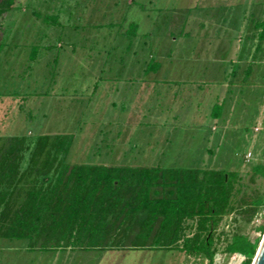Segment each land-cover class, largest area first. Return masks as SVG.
<instances>
[{"label": "rangeland", "instance_id": "obj_1", "mask_svg": "<svg viewBox=\"0 0 264 264\" xmlns=\"http://www.w3.org/2000/svg\"><path fill=\"white\" fill-rule=\"evenodd\" d=\"M15 4L20 9L0 18V140L23 134L31 138L72 134L70 164L237 170L235 206L264 192L262 179L252 177L250 169L264 163V41L253 57L246 56L248 45H242L249 20L264 19V0H16ZM44 15L56 16L57 24L44 22ZM130 23L139 27L131 41L125 34ZM167 33L177 42L172 43ZM206 38L211 39L206 47L219 52L234 38L224 61L215 60L222 59L221 54L192 51L204 47L197 43ZM223 40L224 44L213 46ZM171 47L176 51L170 55ZM253 48L252 44L250 52ZM151 58L163 69L144 77L141 68ZM249 65L251 73L245 76ZM68 70L74 74L68 76ZM59 92L61 101L56 99ZM110 97L114 103H109ZM216 97L224 100L218 107L224 114L217 126H210L214 133L207 142L210 127L191 123L194 117L189 116L196 103L207 110ZM179 103L187 109L180 107L178 114ZM181 115L190 121L181 123ZM116 134L123 137L122 148L108 150ZM155 135L166 140L157 141ZM261 224L263 208L248 223L234 211L224 216L218 231H239L260 242ZM26 242L0 238V264H51L52 253L26 254L22 250ZM222 247L219 244L213 264H240V256L227 255ZM129 253H114L109 262L207 264L173 250ZM81 255L82 264H92L98 257L95 252Z\"/></svg>", "mask_w": 264, "mask_h": 264}, {"label": "trees", "instance_id": "obj_2", "mask_svg": "<svg viewBox=\"0 0 264 264\" xmlns=\"http://www.w3.org/2000/svg\"><path fill=\"white\" fill-rule=\"evenodd\" d=\"M15 2L0 0V18L20 9ZM42 20L58 22L56 16L44 15ZM254 26L260 50L264 19ZM136 32L130 23L125 34L131 41ZM159 67L153 58L145 63L147 71ZM251 70L249 65L245 76ZM73 140L72 134L0 140V238L25 239L30 248L41 249L74 245L173 250L207 264H213L222 243L227 255L238 253L244 257L240 264H251L259 239L218 231L224 216L234 211L248 223L264 210V192L233 204L237 170L70 164ZM250 169L264 187V163ZM258 229L264 232V224Z\"/></svg>", "mask_w": 264, "mask_h": 264}, {"label": "crops", "instance_id": "obj_3", "mask_svg": "<svg viewBox=\"0 0 264 264\" xmlns=\"http://www.w3.org/2000/svg\"><path fill=\"white\" fill-rule=\"evenodd\" d=\"M250 21H252L251 19L249 20V22L247 23V26L245 27V29H247L248 30V32L244 35V37H245V40L246 41H243V43H242V45L244 46L245 44H247L248 45V51H247V55L246 56H250V57H253L254 56V54L256 53V51H258V49H257V45H258V31H259V29H256L255 28V26H254V23H255V21L256 20H253L251 23H250ZM240 24H239V26H238V28H237V30H239L240 29ZM180 28H183V26H180L179 27V29ZM202 30L204 29V25H202L201 27H200ZM138 29H139V27H137V31H138ZM183 30L184 29H182V32H183ZM250 30H253V32H251ZM137 33L138 32H136V35H137ZM187 34V32H185V34H184V36ZM223 34V33H222ZM222 34H219L217 37H222ZM167 35H168V37H170V41L173 43V42H177V37H173L172 36V33H167ZM230 33H225V34H223V36H229L230 37ZM239 35V33L237 32L236 33V35H235V37L236 36H238ZM234 37V38H235ZM234 38L231 40L230 38V41L227 43V45H228V48H225V49H223L222 51L223 52H219L216 48H211V49H209L208 47H206L207 45L209 46V44L211 43V42H209L208 43V40H211V39H208V38H206V39H202V41L200 42V43H197V45H204V47L202 48H197V46L195 47V49H193L192 51H195V52H197V54H201L202 52L203 53H205L206 55L207 54H214V55H219V54H221L223 57H222V59H215L216 61L217 60H222V61H224L225 59H226V55H228L229 53H230V50L231 49H229V46H231V45H233L234 44ZM252 38H253V42H251V40H252ZM257 39V40H256ZM220 40V39H219ZM224 40L222 41V42H214V44H213V46L214 45H217V44H224ZM245 42H247V43H245ZM255 42V43H254ZM172 43H171V45H172ZM207 43V44H206ZM175 44V43H174ZM254 45V48H253V52H250V49H251V45ZM58 45H62V44H60V43H58ZM242 50H243V47L241 48ZM239 50V58L241 59V51L242 50ZM176 51V49L174 50L172 47H171V49H170V55H171V53H173V52H175ZM159 53V52H158ZM157 53V54H158ZM171 57V56H170ZM158 60H160L162 57H156ZM169 58V57H168ZM144 62V61H143ZM143 65H144V63H143ZM162 66H160V68H158L157 70H151V71H147L146 69H145V67H142L141 68V73H142V76H147V77H151V76H153V75H156V74H159L161 71H162ZM207 69V68H206ZM180 70H182V69H180ZM191 70V69H190ZM201 70H202V68H200V72H201ZM203 71V70H202ZM207 71V70H206ZM232 71H233V69L231 70V73H232ZM245 72H246V70H245ZM67 73V75L68 76H70L71 74L73 75L74 74V72L73 71H70V70H68V72H66ZM182 73L184 74V73H188V72H186L185 70H182ZM59 75V74H58ZM62 75V74H61ZM179 77H181V76H179ZM145 83V81H141V84L143 85ZM148 83H150V84H152L153 82H152V80H148ZM222 85V84H221ZM145 87V86H144ZM106 88H108V86H106ZM108 90V89H107ZM110 90V89H109ZM45 94L47 95V96H49L48 95V92H45ZM144 94H145V92H144ZM58 97H56V99H58V101H61L62 100V94H61V92H59L58 93ZM145 95H143V97H144ZM143 97H140V101L143 99ZM113 98H109V103H114V100H112ZM173 102V101H172ZM137 104H139V102L137 103ZM174 104H176V103H173V104H171L173 107H174ZM200 103H196V106H195V109H196V111L195 112H191V115L189 116V117H194V119H193V121H192V119H191V123H195V124H197V125H208L209 127L210 126H217L218 125V121H220L219 119H221L222 118V116H223V109H222V111L220 112V110L219 109H217L216 108V106H221V107H223L224 106V100H221L219 97H216L215 98V100H214V103L212 104V106L210 107V108H208L207 110H205V107L204 106H202V108H200ZM175 107H177V113L179 114V111H180V107H181V109L183 110V111H185L183 108H185V109H187V107H184L183 105H181V103H179L177 106H175ZM178 114L177 115H174V117L175 116H178ZM181 114H185V113H181ZM177 118V117H176ZM176 118H175V120H176ZM180 118H183V121H181V123H186V122H184V121H190V118H186V116L185 115H181V117ZM177 120H178V118H177ZM180 122V121H179ZM205 122V123H204ZM160 124H162V123H160ZM176 124V123H175ZM213 124V125H212ZM210 133H214V131L212 130V127H210L209 128V133L206 135L207 136V142L209 141V135H210ZM155 137H156V139H157V141L158 140H161V139H164V140H166L165 139V137H161V136H156L155 135ZM123 138V137H120V135L119 134H116L115 136H114V138L111 140L112 142L110 143V145H108L107 146V148H108V150H112V149H114L115 147L118 149V148H120L121 147V142H122V140L121 139ZM120 146V147H119ZM122 148V147H121ZM116 149V150H117ZM205 150L208 152L209 151V149H208V147H205ZM118 155V154H117ZM201 162H202V160H201ZM200 162V163H201ZM198 168H199V165H198ZM201 169V168H200ZM12 240H14V239H12ZM17 240V239H16ZM27 241V240H26ZM14 249V247H11V248H9V251H12ZM139 249H142V248H82V247H79V246H74V245H68V246H58V247H52V248H46V249H41V248H30L29 246H28V241L26 242V245H24L23 247H22V250L26 253V254H32V253H34L35 251H39V252H43V253H52V261H51V264H54V263H56V261H58L57 263H59V261H60V263L61 264H70V263H72V264H82L81 263V260H82V255H81V253H85V252H92V253H97V255H98V257L96 258V260L95 261H93V263L92 264H111L109 261H110V259L112 258V256H114V253H120V252H122V253H126V254H128L129 253V251L130 250H133L134 252H132V253H136ZM143 250V249H142ZM132 253H129L130 255L132 254ZM93 260H94V258H93ZM53 261H55V262H53ZM96 262V263H95ZM59 263V264H60Z\"/></svg>", "mask_w": 264, "mask_h": 264}, {"label": "water", "instance_id": "obj_4", "mask_svg": "<svg viewBox=\"0 0 264 264\" xmlns=\"http://www.w3.org/2000/svg\"><path fill=\"white\" fill-rule=\"evenodd\" d=\"M251 264H264V233L258 244L256 253L252 259Z\"/></svg>", "mask_w": 264, "mask_h": 264}, {"label": "built area", "instance_id": "obj_5", "mask_svg": "<svg viewBox=\"0 0 264 264\" xmlns=\"http://www.w3.org/2000/svg\"><path fill=\"white\" fill-rule=\"evenodd\" d=\"M245 156H246V160H248L249 156H250V153H247ZM234 254L240 256L241 257V261L244 259V257L242 255L238 254V253H234Z\"/></svg>", "mask_w": 264, "mask_h": 264}]
</instances>
